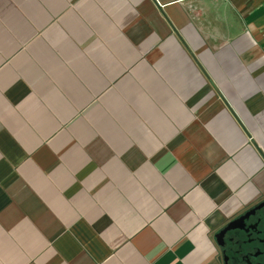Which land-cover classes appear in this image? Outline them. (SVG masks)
Segmentation results:
<instances>
[{"label":"crops","instance_id":"crops-1","mask_svg":"<svg viewBox=\"0 0 264 264\" xmlns=\"http://www.w3.org/2000/svg\"><path fill=\"white\" fill-rule=\"evenodd\" d=\"M264 199V0H0V264H223Z\"/></svg>","mask_w":264,"mask_h":264},{"label":"flooded vegetation","instance_id":"flooded-vegetation-1","mask_svg":"<svg viewBox=\"0 0 264 264\" xmlns=\"http://www.w3.org/2000/svg\"><path fill=\"white\" fill-rule=\"evenodd\" d=\"M244 216L220 231L223 264H264V199L246 209L235 219ZM233 219V220H235ZM219 231V232H220Z\"/></svg>","mask_w":264,"mask_h":264},{"label":"water","instance_id":"water-1","mask_svg":"<svg viewBox=\"0 0 264 264\" xmlns=\"http://www.w3.org/2000/svg\"><path fill=\"white\" fill-rule=\"evenodd\" d=\"M243 218H244V216H241V217H239V218H237V219H235V220L230 221V222H229V225H228V228H227L226 230H227V231L230 230L232 224H234L235 222H237V221H239V220H242ZM223 232H224V231H220V232H218V233L216 234V237H215V238H216L217 245H218L219 248L222 247L221 244H220V238L222 237Z\"/></svg>","mask_w":264,"mask_h":264}]
</instances>
